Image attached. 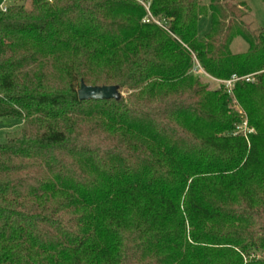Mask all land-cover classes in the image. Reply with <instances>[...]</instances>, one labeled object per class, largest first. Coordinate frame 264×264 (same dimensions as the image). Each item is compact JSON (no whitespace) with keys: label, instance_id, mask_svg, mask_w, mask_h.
I'll list each match as a JSON object with an SVG mask.
<instances>
[{"label":"trees","instance_id":"1","mask_svg":"<svg viewBox=\"0 0 264 264\" xmlns=\"http://www.w3.org/2000/svg\"><path fill=\"white\" fill-rule=\"evenodd\" d=\"M207 1L0 8V123L25 124L0 144V264H264V34L245 1ZM195 60L255 73L244 115ZM81 80L125 95L79 99Z\"/></svg>","mask_w":264,"mask_h":264},{"label":"rangeland","instance_id":"2","mask_svg":"<svg viewBox=\"0 0 264 264\" xmlns=\"http://www.w3.org/2000/svg\"><path fill=\"white\" fill-rule=\"evenodd\" d=\"M202 1L206 3L208 2L207 0H202ZM243 1H245V3L247 4L246 14L244 15L243 20L248 25L249 29L258 33L262 32L264 34V1L263 0H243ZM18 2L22 3L27 8H31V0H19ZM3 3L4 0H0V6ZM14 3L15 0H7L5 2V5H11ZM208 27H209V18L203 16L198 23V30H197L200 38L203 37V35L206 33ZM230 48L232 53L235 54V53L246 52L248 47L245 41L238 36L235 37V39L232 41V43L230 44ZM197 71L198 69H193L192 67L191 72L194 75H199L200 80L203 83H208L211 89L217 88V84L214 81L207 78L206 76L204 77L203 75L198 74ZM122 93L124 96L125 95L124 91H122ZM232 103H233L232 108L234 110L237 111L238 109H241L240 105L236 103V99L234 98V96H232ZM242 114L243 115L245 114L244 111ZM24 125L25 124L23 122H20V120L14 118H4L3 122L0 123V144H4L10 137L18 135L19 129ZM257 254L259 257L263 256L264 258V252L258 251Z\"/></svg>","mask_w":264,"mask_h":264},{"label":"built area","instance_id":"3","mask_svg":"<svg viewBox=\"0 0 264 264\" xmlns=\"http://www.w3.org/2000/svg\"><path fill=\"white\" fill-rule=\"evenodd\" d=\"M6 1L7 0H4V3L0 6V8L3 10H7V8H8L7 7L8 5H5ZM150 18L155 23L157 22L158 24L161 25V23L159 21L155 20L152 17H150ZM150 18H144V21L148 22V21H150ZM193 69H198V71H197L198 74L203 75L204 77L206 76L207 78L211 79L212 81H214L217 84V88H223L227 94L232 95V96H233V94H232L233 85L237 80H244V81L250 82V83L255 81V78H254L255 73L243 75V76L232 75L228 79H216V78L210 76L208 73L204 72V70L201 68L200 64H198L196 60L194 62ZM238 110L241 113H243V111L241 109H238ZM251 132H252V129L248 127V125L246 124V120L244 119L243 122L240 125H238V127L236 128V130L234 131L233 134L235 135V134L241 133L244 136H246L247 133H251Z\"/></svg>","mask_w":264,"mask_h":264},{"label":"water","instance_id":"4","mask_svg":"<svg viewBox=\"0 0 264 264\" xmlns=\"http://www.w3.org/2000/svg\"><path fill=\"white\" fill-rule=\"evenodd\" d=\"M123 96L122 91L118 85H88L83 80H81V86L78 89V97L79 99H102V100H110L115 98L117 100H121Z\"/></svg>","mask_w":264,"mask_h":264},{"label":"crops","instance_id":"5","mask_svg":"<svg viewBox=\"0 0 264 264\" xmlns=\"http://www.w3.org/2000/svg\"><path fill=\"white\" fill-rule=\"evenodd\" d=\"M18 1H19V0H18ZM19 125H20V123H19ZM19 125H18V126H19Z\"/></svg>","mask_w":264,"mask_h":264}]
</instances>
